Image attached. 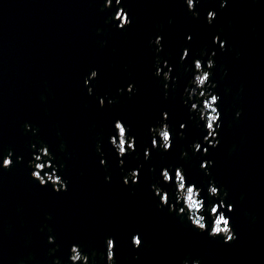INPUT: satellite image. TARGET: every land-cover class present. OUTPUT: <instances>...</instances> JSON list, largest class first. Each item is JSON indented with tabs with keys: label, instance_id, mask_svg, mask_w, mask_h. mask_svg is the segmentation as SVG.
Segmentation results:
<instances>
[{
	"label": "water",
	"instance_id": "water-1",
	"mask_svg": "<svg viewBox=\"0 0 264 264\" xmlns=\"http://www.w3.org/2000/svg\"><path fill=\"white\" fill-rule=\"evenodd\" d=\"M113 5L104 8L103 0H0V159L9 148L24 158L0 169V264H53L56 258L71 264V243L89 254V264H105L101 254L109 235L116 238V264H181L184 259L264 264V0H228L225 8L220 0H200L199 16L187 11L183 0H122L132 19L123 29L112 20L120 7L115 0ZM210 8L217 11L212 24L205 20ZM158 34L164 37L159 53L150 43ZM216 34L226 40L224 49L212 43ZM185 47L189 56L181 61ZM212 50L215 67L209 79L221 97V127L217 137H209L219 140L214 148L203 141L207 131L198 114L188 111L192 101L184 104L193 58L206 60ZM157 57L173 66L176 80L168 81L167 89L163 78L154 75ZM92 68L99 75L88 95L83 78ZM129 82L135 83L132 94L117 91ZM105 93L115 102L109 105L106 99L101 108L97 97ZM95 109L102 110L98 123L92 119ZM164 111L172 146L169 151L152 148L145 160L143 150L151 148L149 127L159 126ZM118 118L136 137V150L123 157V166L108 143ZM26 122L37 129L35 134L25 130ZM41 141L56 157L53 164L63 165L59 173L68 181L67 191L57 193L50 182L42 187L30 177L28 161L36 151L31 144L38 148ZM193 141L202 143L201 152L193 154ZM98 142L104 166L100 153L92 154ZM70 149L82 154L66 158ZM185 151L187 156H181ZM208 160L212 163L205 174L200 163ZM141 164L139 181L124 185L127 170ZM168 166L173 180L174 169L182 167L186 181L203 188L206 202L225 200L218 211L231 217L237 239L224 243L222 234L209 237L192 227L186 215L158 206L152 184L174 193V183L164 184L160 177V169ZM210 180L220 188L218 197L207 195ZM169 199L174 202V195ZM228 203L234 205L232 212ZM202 214L210 227L212 217ZM137 231L142 247L134 259L131 235ZM48 235L56 237L55 244L47 242Z\"/></svg>",
	"mask_w": 264,
	"mask_h": 264
},
{
	"label": "clouds",
	"instance_id": "clouds-1",
	"mask_svg": "<svg viewBox=\"0 0 264 264\" xmlns=\"http://www.w3.org/2000/svg\"><path fill=\"white\" fill-rule=\"evenodd\" d=\"M183 3L187 6V11L191 12L193 16H199V12L196 11V6L200 3V0H183ZM122 0H115L116 11L112 16V20H118L119 23L116 24V28L123 29L127 25H131L132 19L129 16V12L125 11V7L121 6ZM228 5V0H220V8H225ZM103 7L110 8L114 7L113 0H103ZM217 17V11L215 9H208L206 13L205 20L208 24H212ZM164 37L162 35H156L153 40H150V43L156 46L155 51L159 53L163 50V41ZM187 40H191V34H187ZM212 43H219L221 49H224L226 46V40L221 39L219 34L212 36ZM216 55L215 50H212L208 54L206 60H201L200 58H193L192 60V78L190 80L189 86H186L184 93L187 96V99L184 100V104L187 106L189 101H192L190 107L188 108L189 112H195L198 114L199 121L203 123V128L207 131V135L203 136V141H206L207 144L211 147H216L219 144V140L213 139L210 140L209 137H217V129L221 127L220 117L221 112L218 110V102L220 101V95L212 91L216 87L215 83L210 81L211 69L215 67V60L213 57ZM189 56V49L187 47L183 48L179 59L184 61ZM154 75L157 77H162L166 82L164 88L169 87L168 81H175L176 77L172 75L173 66L169 64L168 60L165 59L161 63L159 57L156 58ZM167 69V70H165ZM99 75V70L97 68H92L83 78V85L87 89V94H93L92 81L95 80ZM135 83L129 82L126 87L118 88V92H127L132 94L135 91ZM167 96V92H165ZM200 98H203L202 100ZM109 105L113 104L114 98L109 96L107 93L99 95L97 97L99 107L105 106V101ZM162 120L159 126H150L149 132L151 135V148L145 147L143 150V157L145 160H148L151 155L152 148L159 147L163 151H169L172 146V140L170 139L171 135V126L167 123L168 112L164 111L161 114ZM236 116H240V111L236 112ZM191 118V117H190ZM185 123H180L179 128L184 129ZM113 134L108 136V143L115 151V155L118 159L119 166H123L125 161L123 157L129 151L136 150V137L134 135H128V126L122 119H115L113 122ZM25 130H31L34 134L37 129L33 128L31 124H24ZM179 135L183 136V132H180ZM159 138V144H158ZM127 144V148L126 145ZM193 154L201 152L202 143L199 141H193L190 145ZM32 149L36 151L32 152V158L28 161V166L31 168L30 177L38 181L40 186H47L50 182L52 190L59 193L61 191H67L68 181L63 178L62 174L59 173V169L63 167L62 164H53V160L56 157L52 152L49 151V145L46 142L41 141L40 146L37 148V144H31ZM96 151L100 153L99 164L104 166L106 160L104 158V153L101 150L100 143L96 145ZM209 151V148L203 147V153L206 154ZM15 156V160L13 157ZM181 156H187V152H182ZM47 157L48 159H42ZM23 156L16 155L15 152L9 148L7 154L3 155V158L0 159V169L8 170L14 163H19L23 161ZM212 161H201L200 167L204 169L205 174H208V168L206 165L211 164ZM143 165L138 167L130 168L127 170L126 174L123 175L122 180L124 185H128L129 182L135 184L139 181L140 177V168ZM46 168H51V172L44 171ZM171 166L162 167L160 169V177L164 184L174 183V193L170 190L163 188L158 184H152L151 189L156 197L159 198L158 206H166L169 211L175 212L177 215H186V219L190 222L191 226L197 229L200 232H206L209 237H217L218 235H223L224 243H228L237 239V233L234 231L230 224L231 217L226 215L223 209L225 207V200L220 199L219 203L215 202H206L204 196L201 195L203 191L202 187H197L195 183H190L186 181V175L184 174L182 167H176L174 169V180L173 174L170 171ZM43 171V175L41 172ZM121 171L124 169L121 167ZM105 180H111L110 176H106ZM170 195H174V202H170ZM207 195L210 197H218L220 195V188L216 186L215 181L210 180L207 186ZM224 196H227V192H224ZM179 205V207H177ZM234 205L231 203L227 204V211L232 212ZM212 217L211 225L208 226L206 215ZM56 237L54 235L47 236V242L49 244H55ZM104 244L106 245L102 256L105 259V264H116V238L114 236H107ZM131 247L134 251L137 252V255L134 256V259H139L138 252L142 247V237L140 232H134L131 235ZM55 249H53L54 251ZM94 255V254H93ZM67 260L71 264H89L90 256L87 252L81 250L79 243H71L68 248ZM53 264H60L59 258L54 259ZM92 264H95L94 260ZM181 264H201L199 259H184Z\"/></svg>",
	"mask_w": 264,
	"mask_h": 264
},
{
	"label": "flooded vegetation",
	"instance_id": "flooded-vegetation-1",
	"mask_svg": "<svg viewBox=\"0 0 264 264\" xmlns=\"http://www.w3.org/2000/svg\"><path fill=\"white\" fill-rule=\"evenodd\" d=\"M85 100H84V102H85ZM100 114H102V110H96V109L94 110V114L92 115V119H93V122L94 123H98L99 122V120H100L99 115ZM75 154L76 155H80V154H82V152L75 153V152H72V150L70 149L69 152L66 153V158L67 157L71 158V155H75ZM92 154L95 155V156H98L99 155V152H97L96 149H93L92 150Z\"/></svg>",
	"mask_w": 264,
	"mask_h": 264
}]
</instances>
